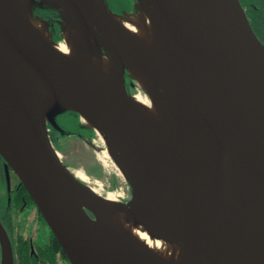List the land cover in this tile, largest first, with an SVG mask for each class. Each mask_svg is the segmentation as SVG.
Returning <instances> with one entry per match:
<instances>
[{"label":"bare ground","instance_id":"obj_1","mask_svg":"<svg viewBox=\"0 0 264 264\" xmlns=\"http://www.w3.org/2000/svg\"><path fill=\"white\" fill-rule=\"evenodd\" d=\"M57 1L65 21L60 42L51 40L46 23L31 13L32 0H0V12L11 9L37 37L84 74L109 135L93 120L84 104V93L72 81L64 76L41 80L12 55L1 34L0 62L42 123L63 108L78 111L102 138L105 153L119 172L135 184V191L127 207L112 195L105 197L104 204L94 187L72 184L37 147L38 161L52 190L76 209L91 208L97 225L119 230L167 264H240L230 247L246 178L231 135L197 68L172 40L147 0H139V12L131 19V26L101 0H94L110 35L97 36L106 47L103 54L95 52L86 40L84 0ZM124 68L145 90L147 101L140 94H126ZM157 84L164 88L167 102L159 98ZM116 100L125 102L124 110L144 130L147 162L116 131L111 119ZM0 113L24 135L30 133L4 97H0ZM74 174L85 180L81 172ZM137 220L148 229L138 226ZM255 222L258 220L250 225L252 230ZM3 249V264H11L5 244Z\"/></svg>","mask_w":264,"mask_h":264},{"label":"water","instance_id":"obj_2","mask_svg":"<svg viewBox=\"0 0 264 264\" xmlns=\"http://www.w3.org/2000/svg\"><path fill=\"white\" fill-rule=\"evenodd\" d=\"M147 1L186 59L197 68L235 144L246 180L238 199L240 207L236 209L237 220L232 228L230 252L239 258L240 264L250 261L264 264V42L252 28L240 0ZM48 7L56 10L53 6ZM83 7L86 18L82 24L86 40L95 52L102 53L99 46L106 47L97 36L110 35L100 19L94 0H84ZM58 13L65 24L61 11L58 10ZM87 18L90 21L88 29L85 27ZM88 31L93 35V40ZM0 34L10 46L12 55L41 80L46 82L64 76L72 81L84 93V104L93 120L109 135L93 90L79 69L37 37L11 9L0 12ZM125 72L133 79L130 85H134L136 80L124 68L126 92ZM0 97L8 100L30 132L24 135L0 113V158L23 184L70 264H167L119 230L97 225L96 214L91 208L85 206L81 210L76 209L52 190L38 161L37 147L72 184L88 186L57 156L47 128V122L57 125V115L66 110H76L63 108L42 123L2 62ZM113 103L116 110L111 113V119L116 131L147 162L144 130L129 111L124 110V101L116 100ZM128 182L132 198L135 184ZM174 188L180 191L175 182ZM96 197L107 204L105 197L98 194ZM254 220L258 222H255L252 230L250 225ZM245 231L247 235H244ZM0 242L1 264L4 261L3 244L13 264L10 239L1 222Z\"/></svg>","mask_w":264,"mask_h":264},{"label":"rangeland","instance_id":"obj_3","mask_svg":"<svg viewBox=\"0 0 264 264\" xmlns=\"http://www.w3.org/2000/svg\"><path fill=\"white\" fill-rule=\"evenodd\" d=\"M138 2L139 0H131V2H129V7H131V4L133 5V12L116 14L117 16L121 17V19L128 26H131V19L139 12ZM34 6H53L56 11H61V6L59 5L57 0H32L30 8L32 9V7ZM43 21L46 23L47 29L50 32L51 40H53L51 35L52 32L49 29L48 22H46L45 20ZM89 24L90 21L87 18L85 21L86 29H88ZM64 28L65 24L63 23L61 31H63ZM88 33L91 40H93V35L90 33V31H88ZM53 41L60 42L62 41V39ZM99 47L102 53L106 52V49L101 45ZM127 82L131 84L130 79H128ZM134 87L135 88H130L129 91L126 90V93L129 96L140 94L141 98L147 101L145 90L138 86L137 81H135ZM156 91L159 98L163 102L168 101L166 92L160 84L156 85ZM58 116L59 122L68 127V129H78V121L75 116H70L68 114L62 113ZM83 124L85 126H88L84 121ZM92 129L94 134L93 137L68 134L63 138H58L57 140L59 142L60 149L58 150L54 146L56 152L58 153V157L73 173L81 172L82 174H84L85 180L83 181L88 185L94 187L97 190L98 195L102 197L112 195L116 199H118L121 204H123V207H127L131 199L129 182L119 172L113 160L106 155L105 144L102 138L99 136V134H97L95 128L92 127ZM3 181L4 182L0 183V189H3L4 187L11 188L17 183L18 178L13 171H9L7 178H5V180ZM17 219H19L21 223L23 232L27 234L32 240H34L36 243L47 242L49 236V228L47 224L39 218L35 205H30L29 207L25 208L19 214V216H17ZM136 224L142 227L144 230L148 229L146 224L140 220H137ZM59 264L66 263L60 261Z\"/></svg>","mask_w":264,"mask_h":264},{"label":"trees","instance_id":"obj_4","mask_svg":"<svg viewBox=\"0 0 264 264\" xmlns=\"http://www.w3.org/2000/svg\"><path fill=\"white\" fill-rule=\"evenodd\" d=\"M240 1L252 28L254 29L257 36L264 42V0ZM111 10L117 14H123L126 11L133 12L134 8L133 6L129 7L127 4V8L116 9L114 7L113 9L111 8ZM54 12L55 17L57 18L56 22L58 28L56 30L51 25H48L52 32V39L59 40L61 39L63 21L61 20L58 11L54 10ZM125 79L126 81L128 79L133 81V79L128 76L127 72H125ZM126 89L129 91L128 83L126 84ZM63 114L75 116L77 118L79 127L77 130L68 129V127L59 122V116L56 117V126L47 122L48 133L56 149H60L57 139L63 138L68 134L88 137L94 136L92 127L85 126L76 111L66 110L63 112ZM8 169L9 168L7 167L6 163L2 165L0 164V183L4 182L3 180L7 178L9 171ZM6 188L7 187L0 189V222L5 228L10 239L14 264H59L60 261L70 264L64 252L62 251L60 244L50 230L47 242L42 243H36L23 232L21 223L19 219H17V216H19V214L25 208L29 207L30 205H34L23 184L18 180L17 183L11 188ZM38 216L41 220H43L39 212ZM1 254L2 248L0 242V264Z\"/></svg>","mask_w":264,"mask_h":264},{"label":"flooded vegetation","instance_id":"obj_5","mask_svg":"<svg viewBox=\"0 0 264 264\" xmlns=\"http://www.w3.org/2000/svg\"><path fill=\"white\" fill-rule=\"evenodd\" d=\"M131 0H103V2L111 9H113L114 7L116 9H120V8H127V4L129 5V2ZM133 6V5H131ZM32 12L39 18H41L42 20H45L46 22H48L49 25H51L54 29L57 30L58 25H57V18L55 17V12L52 8L48 7V6H38V7H32ZM50 29V28H49ZM51 31V30H50ZM128 82L126 81V84ZM129 84V83H128ZM128 88H135L132 87L130 85H128ZM5 161L3 160V158H0V164H4ZM8 167V166H7ZM9 171H12L10 167H8ZM8 171V172H9ZM19 180V179H18ZM7 189V188H6ZM29 195V194H28ZM14 264V262H13Z\"/></svg>","mask_w":264,"mask_h":264}]
</instances>
